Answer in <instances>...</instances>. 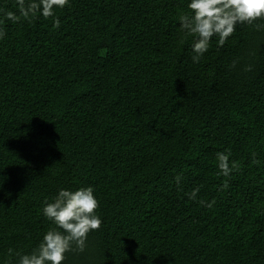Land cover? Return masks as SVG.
<instances>
[{
    "label": "trees",
    "instance_id": "16d2710c",
    "mask_svg": "<svg viewBox=\"0 0 264 264\" xmlns=\"http://www.w3.org/2000/svg\"><path fill=\"white\" fill-rule=\"evenodd\" d=\"M189 3L70 0L13 23L0 0V264L54 227L46 200L89 186L102 227L62 264H264V20L194 63ZM218 152L239 170L218 175Z\"/></svg>",
    "mask_w": 264,
    "mask_h": 264
},
{
    "label": "clouds",
    "instance_id": "9594fccd",
    "mask_svg": "<svg viewBox=\"0 0 264 264\" xmlns=\"http://www.w3.org/2000/svg\"><path fill=\"white\" fill-rule=\"evenodd\" d=\"M70 0H16L19 15L14 12L4 13L6 19L13 23L21 19L32 22L38 16L49 19L55 16L56 9L69 6ZM189 13L180 15L183 39L194 37L192 60L199 63L208 52L212 38L218 37L219 46H223L234 35L238 24L256 25L257 29L262 25L256 24L258 20H264V0H190ZM0 12H3L0 9ZM4 20L0 19V25ZM55 27L60 26L59 19L55 20ZM6 35L0 27V40ZM236 61H233V67ZM246 70H251L250 68ZM231 153L218 152L216 158L220 172L218 175L228 177L233 170H239L236 161L229 160ZM256 163V161H253ZM181 177L177 176L179 185ZM225 182L223 188H227ZM199 188L194 189L190 199H196ZM201 205L212 207L211 204L200 200ZM99 200L94 194V188L81 187L78 190L61 189L52 202L45 201L43 207L44 217L54 227L50 228L30 254H21L13 249H8V255L15 254L19 257L17 264H62L66 260L68 252H83L86 241L92 231H99L102 227V218L98 215Z\"/></svg>",
    "mask_w": 264,
    "mask_h": 264
}]
</instances>
